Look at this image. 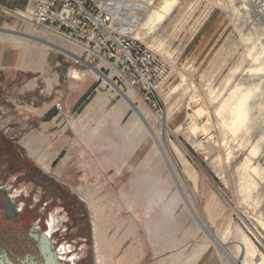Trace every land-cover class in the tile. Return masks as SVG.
I'll return each mask as SVG.
<instances>
[{"label": "rangeland", "instance_id": "rangeland-1", "mask_svg": "<svg viewBox=\"0 0 264 264\" xmlns=\"http://www.w3.org/2000/svg\"><path fill=\"white\" fill-rule=\"evenodd\" d=\"M162 1H143L133 35L166 65L154 102L147 103L113 68L75 66L70 58L81 59L79 49L19 18L27 0H0V29L16 34L0 36V161L5 145L13 146L37 164L44 160L52 177L82 197L99 228L105 264H242L249 256L243 238L264 257V13L246 0H176L148 34L140 26ZM35 53L41 57L19 73L15 61L22 55L30 64ZM71 71L81 78L71 79ZM81 86L86 90L77 100ZM235 89L252 90L249 115L224 129L221 123L234 120ZM196 107L210 119L214 151L199 147L201 133L192 137L185 128ZM161 115L194 214L153 151L148 132L160 139L155 118ZM157 178L159 195L147 214L146 192Z\"/></svg>", "mask_w": 264, "mask_h": 264}, {"label": "flooded vegetation", "instance_id": "flooded-vegetation-1", "mask_svg": "<svg viewBox=\"0 0 264 264\" xmlns=\"http://www.w3.org/2000/svg\"><path fill=\"white\" fill-rule=\"evenodd\" d=\"M5 146L0 161V264H94L88 203L20 150Z\"/></svg>", "mask_w": 264, "mask_h": 264}, {"label": "built area", "instance_id": "built-area-1", "mask_svg": "<svg viewBox=\"0 0 264 264\" xmlns=\"http://www.w3.org/2000/svg\"><path fill=\"white\" fill-rule=\"evenodd\" d=\"M261 1L246 3L258 9ZM143 6L142 0H27L24 13L28 22L54 31L80 50L81 59L70 58L75 66L105 62L149 103L154 102L166 65L133 39Z\"/></svg>", "mask_w": 264, "mask_h": 264}, {"label": "bare ground", "instance_id": "bare-ground-1", "mask_svg": "<svg viewBox=\"0 0 264 264\" xmlns=\"http://www.w3.org/2000/svg\"><path fill=\"white\" fill-rule=\"evenodd\" d=\"M143 1H149V3H152V0H143ZM213 1H216V2L220 3L221 5H227V3H228L227 0H213ZM229 2H230V0H229ZM261 2L263 4H261L258 9L253 10L256 14L264 13V0H262ZM177 4H178V1H176V0H163L157 8L152 10V12L149 14L147 19L145 20V22L143 24H141L140 29L146 30L148 34L152 33L161 23H163V21L167 18L169 13H171L173 11V9L176 7ZM237 10L242 11L243 12L242 14H244L247 11L246 7L244 5H241V4L237 7ZM16 15L19 18L27 20L26 14L23 12H18ZM42 29H44V28H42ZM44 30L46 32H48L51 36L56 37L60 40H64L62 37L57 35L54 31L48 30V29H44ZM7 33L8 32L5 31L4 29H0V36L6 35ZM12 34H14V33L7 34V35H12ZM14 35H16V34H14ZM62 53H64V52H62ZM64 55H65V53H64ZM257 60H258V58L254 59V62ZM101 65H104V67H106V68L109 67L104 62L101 63ZM263 70H264V68H262V67L259 69V71H263ZM112 72L119 75L118 71H116L114 68L112 69ZM94 76L97 79L100 77L98 72H95ZM70 77L73 80H79L81 78L75 71H71ZM119 78H122V77H119ZM261 78L262 77H260L259 79H261ZM125 85H130V84L125 83ZM131 89H132V87H131ZM132 91H133V89H132ZM251 92H252V90H248V89H244L240 92H238V89H235L234 91H232V99H233L232 113L234 115V120L231 121L229 124H225L226 122L221 123V126H223L224 129L225 128L231 129V127L236 126V124H240V126H241L243 124V122L248 118V115H249L248 99L251 96ZM124 99H125L127 105L131 106L130 101L127 98H124ZM195 104H197V103H195ZM191 113H192V115H194V118H192L190 116V114H188V116L186 117V121H185L186 122V127H185L186 130L191 133L190 135H193L192 137H194V135H196L197 133H201L202 141L198 144V146L202 147V145H207L206 149L214 151V149L218 146V142L215 139L214 135H211V133L209 132V129H208V127L210 125L209 117L205 114V112L202 109H200L198 107L193 108ZM155 119H156L157 125L159 126L158 131L161 133V135H160V139H159L156 134H153L149 130L148 133L150 134V137L154 141V144H153L154 150L153 151H155L160 156V158L162 159L163 165L168 172V177H169L168 180H169L175 194L179 196L180 200L183 202L184 206L186 207V210L188 209L189 212L194 214L192 209H191V205L188 201L189 198L191 199V194L189 193L188 190H186V188H184L185 186H184L183 176L180 173V171L176 168V165L174 164V162L172 161L169 148L167 147V145L165 143V133L167 132L165 116L161 115ZM260 141H262L261 138H260V140L255 142V144L252 148V152L253 151L255 152L258 150V144H260ZM225 145H226V143H225ZM216 149H218V148H216ZM174 151L177 154H179V152L176 148H174ZM34 156H35V154L32 153L31 157L35 158ZM43 161L44 160L41 159L40 161H38V164L42 167V169L45 172H47L48 166L46 164H44ZM185 167H183V170L186 172ZM158 172H159V170L155 172L156 175L159 174ZM253 172L258 173L256 168L253 169ZM160 182H162V180L157 178L153 187H151L149 189V191L146 192L145 199L147 198V200H148V203H147L148 206L146 208L147 214H149L150 211L154 209L153 201H154V199L158 198V195H159L158 194V185H160L159 184ZM250 185L251 184L248 183L247 187L250 188L251 187ZM93 229L94 230H93V233H91V235L93 234L92 236H93V241H94L93 246H92L93 252H94V256H93L94 257V264H105V259L103 256V252L101 250V244H100V240H99L100 231H99V228L96 226L95 222H94V228ZM243 244L245 246V251H246L247 255H249V256H248V259L246 256H244L245 259L242 261V264H246V263L247 264H264V257L258 256L256 254V248L247 238H243ZM92 247H91V249H92ZM66 248H67V246H66ZM65 250L67 251V249L61 248L60 252H64ZM173 259H174V257H172V260ZM60 264H62V263H60Z\"/></svg>", "mask_w": 264, "mask_h": 264}, {"label": "crops", "instance_id": "crops-1", "mask_svg": "<svg viewBox=\"0 0 264 264\" xmlns=\"http://www.w3.org/2000/svg\"><path fill=\"white\" fill-rule=\"evenodd\" d=\"M43 56V59H44V61L46 62L45 63V65H44V67H48V65H47V61H49V58H50V55L48 54V53H44V54H42ZM39 57H41L40 56V54L39 53H35L34 55H32V56H30L29 57V61H30V64H27V62H26V58H24L23 59V57H22V55H20V58H19V60H17V61H15V63L16 64H14V66H16V67H19L18 69H17V71L19 72V73H24V72H28L27 70H29L27 67H33V62L34 61H36ZM53 58V57H52ZM16 60V59H15ZM4 62H8L9 61V59H8V57L7 58H5L4 60H3ZM55 61H56V66H58L59 65V62L55 59ZM54 65V66H55ZM52 66V65H51ZM53 66V67H54ZM32 83V82H31ZM31 83H30V85H31ZM21 87V86H20ZM81 90H83L82 92H81V94L77 97V100L80 98V96L81 95H83V93L85 92V90H84V87H82L81 86ZM75 103H73L72 105H74ZM66 105H68V103H66ZM71 106V105H70Z\"/></svg>", "mask_w": 264, "mask_h": 264}]
</instances>
